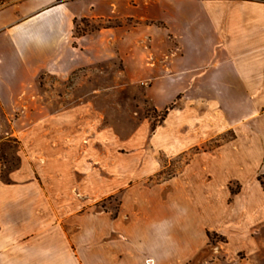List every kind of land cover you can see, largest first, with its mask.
<instances>
[{"label": "rangeland", "instance_id": "1", "mask_svg": "<svg viewBox=\"0 0 264 264\" xmlns=\"http://www.w3.org/2000/svg\"><path fill=\"white\" fill-rule=\"evenodd\" d=\"M22 1L0 0V10ZM67 1V58L16 57L10 42H0L1 177L10 183L24 160L41 168L50 162L52 168L36 175L76 200L77 205L68 203L72 211L113 216L126 211L135 218L150 216L153 222L174 211L175 199L190 194L194 200L207 191L197 177L209 174L199 168L207 165L208 156L216 158L214 172L222 173L218 146L234 134L225 107L230 105L228 93L150 89V79L167 69L165 55L173 47L163 45L171 37L159 18L161 0ZM33 33L34 49L46 54L47 30L35 27ZM190 162L200 171L186 167ZM229 186L237 191L240 182ZM227 190L216 179L214 194L222 199ZM78 204H84L82 209ZM195 205L208 229V245L202 262L188 264H250L246 252L232 250L222 233L208 228L222 224L229 204L215 202L208 216L203 203ZM30 239L40 245L63 242L55 230Z\"/></svg>", "mask_w": 264, "mask_h": 264}, {"label": "crops", "instance_id": "2", "mask_svg": "<svg viewBox=\"0 0 264 264\" xmlns=\"http://www.w3.org/2000/svg\"><path fill=\"white\" fill-rule=\"evenodd\" d=\"M69 5L67 0H23L0 10V42H10L16 57L67 58ZM159 6V18L171 37L163 45L173 47L165 55L167 69L154 73L150 89L228 93L230 105L225 107L234 134L218 146L222 173L214 172L215 150H208L212 156L199 168L209 174L197 177H202L207 191L194 200L190 194L175 199L174 211L161 213L152 222L150 216L135 218V213L126 211L125 216L72 211L68 203L77 201L36 175L52 168L50 162L41 168L24 160L7 183L0 161V264L199 263L208 245V229L202 226L195 203H203L208 216L221 201L229 204L228 215L220 226L208 228L222 233L232 250L246 252L250 264H264V187L259 180L264 174V0H161ZM35 27L48 32L46 54L34 49ZM205 55L209 61L199 62ZM127 75L134 77L129 71ZM155 105L163 106L156 99ZM193 164L186 167L199 170ZM216 179L228 186L223 200L213 192ZM234 181L240 182L237 191L229 186ZM122 199L128 204L125 196ZM83 206L78 204V209ZM43 230H55L63 242L34 243L33 236Z\"/></svg>", "mask_w": 264, "mask_h": 264}, {"label": "trees", "instance_id": "3", "mask_svg": "<svg viewBox=\"0 0 264 264\" xmlns=\"http://www.w3.org/2000/svg\"><path fill=\"white\" fill-rule=\"evenodd\" d=\"M263 178H264V174L259 177V180L261 181V183H262V185L264 187V183H263V180H262Z\"/></svg>", "mask_w": 264, "mask_h": 264}]
</instances>
